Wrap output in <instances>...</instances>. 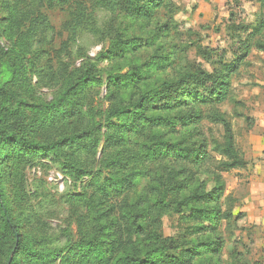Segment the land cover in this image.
I'll return each mask as SVG.
<instances>
[{
    "label": "rangeland",
    "instance_id": "obj_1",
    "mask_svg": "<svg viewBox=\"0 0 264 264\" xmlns=\"http://www.w3.org/2000/svg\"><path fill=\"white\" fill-rule=\"evenodd\" d=\"M94 2L69 0L67 5L48 8L46 3L38 5L31 0H0V54L4 62L0 68V94L6 95L11 109L18 100L36 105L56 101L72 75L84 71L86 62L95 63V78L100 82L71 97L78 114L70 121L77 123L69 126H101L96 135L100 143L95 158L78 154L71 157L80 161L85 157L82 160L87 161V166L101 160L106 127L119 124L108 111L131 104L128 90L122 97L108 98V92H114L113 87H108L110 76L137 74L140 79L130 89L136 95L154 90L163 82L187 77L189 81L185 79L183 87L188 88L197 72L214 74L222 64L232 62L236 50L242 48L239 44L246 39L244 29L257 19L264 22V12L256 0H165L151 21H135L117 7L105 8ZM7 19L10 34L1 31L8 29V22L3 21ZM29 28L35 32L24 36ZM230 90V98L218 109L229 124L233 146L242 162L238 168L221 173L217 162L222 159L219 147L224 144L225 129L203 116L196 127L198 140L205 143V152L212 160L199 170L196 182L211 191L212 175L218 174L224 190L220 199L222 212L229 210L224 202L233 203L232 219L222 221L218 230L223 245L220 264H264V156L254 157L250 142L254 114L261 111L256 103H264V53L251 49L238 73L232 76ZM197 109L210 114L203 103H198ZM166 116L177 125L173 133L168 127L161 128L165 138L170 142L185 141L188 129L180 125L176 111L170 110ZM13 118V130L27 126L34 140H45L48 133V137L62 134V129L57 130L58 120L42 125L34 112ZM147 143L143 135L132 133L123 158L131 160L132 165L141 160L144 168L155 169L153 164L146 167L145 157L140 159V150ZM12 158L13 153L2 166L3 186L24 244L38 251L55 250V254L62 250L63 256L67 254L66 247L81 246L78 216H85L90 200L96 198L91 179L73 182L50 159L16 167ZM103 175H107L106 170ZM152 182L150 176L139 178L133 193L144 201L151 193ZM188 213H160L164 237L180 238L189 225ZM7 249L8 245L0 243V264ZM67 256L65 262L56 257L55 264H76ZM29 259L22 253L19 264H28ZM43 261L41 258L39 263Z\"/></svg>",
    "mask_w": 264,
    "mask_h": 264
},
{
    "label": "trees",
    "instance_id": "obj_2",
    "mask_svg": "<svg viewBox=\"0 0 264 264\" xmlns=\"http://www.w3.org/2000/svg\"><path fill=\"white\" fill-rule=\"evenodd\" d=\"M31 1L38 5L46 3L48 8H53L67 5L69 0ZM95 2L105 8L117 7L135 21H151L157 10L165 5V0ZM257 2L264 12V0ZM3 21L8 22V29L2 28L1 31L10 34L9 20ZM31 31L35 32L29 28L23 35L27 36ZM244 33L246 39L239 44L241 51L236 50L232 62L222 64L214 74L197 72L193 85L188 88L183 85L185 79L189 81V77L163 82L160 88L136 95L130 89L140 79L137 74V77L135 73L110 76L108 87H113L114 92L109 91L108 98L122 97L124 91L128 90L131 104L128 108L119 105V108L108 111L109 117L116 118L119 124L106 127L101 160L96 165L87 166V161L82 160L85 157L81 161L71 160V157L78 154L95 158L100 143L96 135L101 131V126L98 125L99 129L92 125L85 130L69 126L77 123L70 121L76 119L74 116L78 114L71 97L98 81L95 78V63L86 62V69L72 75L65 82L59 98L49 104L36 105L27 100H18L15 108L11 109L6 95L0 94V243L8 245V249L2 253V264H8L13 250L10 264H19L22 253L30 258L28 264H55L58 257L65 262L69 259L67 255L76 264H220L223 245L218 230L222 221L232 219L233 203L224 202L229 210L222 212L223 202L220 199L224 190L218 174L212 175L214 187L211 191H206L196 182L199 170L212 160L205 152V143L198 140L196 127L203 116L214 124H221L225 129V141L219 147L222 159L218 160L217 166L221 173L239 167L241 156L233 146L229 124L218 107L230 98L231 78L238 73L251 49L264 53V22L255 20L244 29ZM122 49L127 50V47ZM124 50H116V53L121 51L123 54ZM2 57L0 54V68L4 65ZM199 87H202L200 92L196 90ZM198 103L208 106L210 114L205 115L198 110ZM170 110L176 111L180 125L188 129L185 141L170 142L162 133L163 127H168L173 133L177 125L175 120L166 116ZM27 111L37 114L42 125L58 120L57 130L62 129V134L48 137L51 134L48 133L45 140H34L29 137L27 126H18L14 131L13 117L22 116ZM91 127L96 128L92 130ZM132 133L148 139L139 155L140 159H147L146 167L153 164L155 169L144 168L141 160L132 165L131 160L123 158ZM11 153L16 167L21 163L32 165L34 161L50 159L73 182L91 179V187L96 188V198L90 200L85 209L86 215L78 216L81 246L66 247L68 251L63 256L62 250L55 254V250L38 251L32 245L24 244L23 234L11 213L3 186L5 176L2 166ZM104 170L106 176L103 175ZM148 176L153 180L149 184L151 193L141 201L133 192L139 178ZM181 210L189 212L186 232L180 238L164 237L160 213ZM41 258H44L43 263H39Z\"/></svg>",
    "mask_w": 264,
    "mask_h": 264
},
{
    "label": "crops",
    "instance_id": "obj_3",
    "mask_svg": "<svg viewBox=\"0 0 264 264\" xmlns=\"http://www.w3.org/2000/svg\"><path fill=\"white\" fill-rule=\"evenodd\" d=\"M258 0H256L257 2ZM262 101L256 103L257 106L260 104V112L258 114H254L255 125L250 132V142L253 143V156L256 158H260L264 156V103L261 104Z\"/></svg>",
    "mask_w": 264,
    "mask_h": 264
},
{
    "label": "water",
    "instance_id": "obj_4",
    "mask_svg": "<svg viewBox=\"0 0 264 264\" xmlns=\"http://www.w3.org/2000/svg\"><path fill=\"white\" fill-rule=\"evenodd\" d=\"M14 252H15V250H13V251L11 252L10 257H9V260H8V264H10L11 259H12V256L14 255Z\"/></svg>",
    "mask_w": 264,
    "mask_h": 264
}]
</instances>
